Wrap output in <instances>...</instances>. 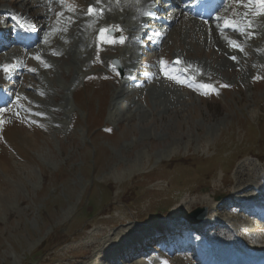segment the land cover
I'll list each match as a JSON object with an SVG mask.
<instances>
[{
  "label": "rangeland",
  "instance_id": "rangeland-1",
  "mask_svg": "<svg viewBox=\"0 0 264 264\" xmlns=\"http://www.w3.org/2000/svg\"><path fill=\"white\" fill-rule=\"evenodd\" d=\"M87 1L64 0L61 6L69 16L78 15ZM236 4L232 0L229 6ZM32 6L24 9L42 21L45 16ZM230 11L235 12L232 7ZM46 14L57 17L52 11ZM3 23L0 18V26ZM184 23L175 25L156 57L154 51L147 52L152 45L142 47L140 72L153 69L154 62L162 64L164 58L168 64L182 51L183 59L197 65L204 80L200 83L187 74L195 84L179 92L188 93L186 105H169L166 113H158L163 105L152 108L147 95L140 98L143 109H152L144 122L135 113L127 119L133 106L127 100L121 105L112 102L121 78L113 74V61L124 59L100 48L87 62L72 60L70 45L67 54L51 64L43 50L22 56L30 72L18 75L10 86L26 111L15 117L7 112L0 130V264H113L102 259L112 240L134 228L152 229L157 225L152 223L165 218L178 220L198 208L208 209L202 198L231 199L239 185L242 191L251 187L247 204L258 202L254 189L260 192L264 186V29L257 27L253 33L257 38L243 36L242 45L252 56L239 64L231 58L237 38L225 40L224 51L217 42L207 46L204 26ZM79 61L86 69L77 74ZM70 64L74 70L69 71ZM168 84L158 86L173 91ZM8 95L4 92L1 103ZM223 208L221 214L220 209L208 213L220 231L224 226L236 228L228 233L233 248L263 253L264 222L256 219L257 224L254 217ZM219 230H206L205 236L222 252ZM202 238L191 242L199 244ZM176 242L157 244L159 251L150 255L161 264H201L203 247L197 249L198 256L189 247L171 253ZM123 250L119 246L116 252L127 258H116V264L145 263Z\"/></svg>",
  "mask_w": 264,
  "mask_h": 264
},
{
  "label": "bare ground",
  "instance_id": "bare-ground-1",
  "mask_svg": "<svg viewBox=\"0 0 264 264\" xmlns=\"http://www.w3.org/2000/svg\"><path fill=\"white\" fill-rule=\"evenodd\" d=\"M193 0H91L88 2V4H94L97 8H101L103 10V13L97 17L96 14L91 16H86L84 13L78 18V21H75L73 25L69 26V28H74V31H71V29H67L68 34L64 35L66 27H63V23L60 21L52 22L46 17L42 21H39L37 18L35 19V22L40 25L39 31H41L45 36L48 35L47 31L50 30V27L56 26V29L59 30V35L61 36V39L58 40L56 36L52 37V34L48 35V38L44 39V45L45 47H36L35 50H43L46 52L44 55L48 59L47 64H51L52 60H55V62L60 59L64 54L67 53V50L63 47V44H66L68 47L70 45L71 51L74 50V54H72V60L74 59H80L85 60L86 62L88 59L86 57H91L90 53V45L93 43V38H91V32L98 28L100 31L102 28L106 25L109 26L114 33H118V31L121 30V34L116 37L111 38H105L102 39V48L101 51L105 53L106 55L113 56V58H123L124 61L120 62L121 67L123 68L125 75L122 79L121 88L117 93V96L113 98V101L115 104L121 105V102L123 100H127L130 102L132 106L126 109L128 110L126 113H128V120H131L132 114H137L139 117L140 122L146 121L150 114L152 113V109H143L142 105H139L138 100L141 97H146L151 101L152 108H158L160 105H163L164 108L161 110H158V113H166L168 111V106L172 104H178L176 106L186 105V98H188L187 93H178L172 90H167L166 88L162 86H158L157 84H151L149 87H139L137 85H132L129 87L130 83L132 81L129 78L130 70H135L136 65L138 64L139 58H136L133 60V63L131 64V55L134 53L132 51H138L142 45L141 40H144L145 33L148 30L156 31L154 28H148L150 22L157 23V25L161 26H169L170 30L166 31L164 34H157V47L161 44V42L164 40V38L172 33L173 30H175V26L178 23H182V21H187V17L191 16L194 17L193 26L201 27L203 26L202 19L208 17L211 21V29L210 33L207 35L205 33L204 41L206 42L207 46L211 43L217 42L219 47H222L225 49L224 51H227L228 48L225 46V40L229 39L230 37V27L231 22L234 20L235 14L233 12H229V8H226V1L229 0H222L218 6L224 4L223 6L226 8L225 10L221 11L219 14H212L209 13V11L205 12V15L202 14L200 9L196 7V5L192 4ZM190 2V3H188ZM16 3H23L22 6L18 9ZM13 6H16V11L20 12L18 14V18L20 20H23L25 23L26 31L33 29V23H30L27 21L26 15L24 14L25 10L24 7L29 5L28 0H15L11 2ZM26 5V6H25ZM49 6V5H48ZM217 6V7H218ZM33 9H37V5L32 6ZM51 10L54 11L52 7H50ZM157 10L159 9L161 11V14H168L169 17L164 16H154L152 13H148V10ZM6 11V9H2V11ZM30 12V11H28ZM11 14V11L9 12ZM264 14V7L261 6L257 0H239V9L237 15L239 16L240 23H241V30L239 32H235L232 37V39L237 38L238 41L244 45L246 43L242 41L241 34H248L250 36H254L257 38L258 34L252 33V28L256 25L259 28L264 29V23L261 20V15ZM189 15V16H188ZM41 17V16H39ZM50 22V24H49ZM262 23V24H261ZM196 25V26H195ZM262 26V27H261ZM92 28V30H90ZM180 28V27H179ZM191 31L192 29L188 27ZM126 31L128 34V40L126 43L132 45V49H128L124 47V38L126 37ZM257 31V29L255 30ZM195 34H197V30H193ZM93 33V32H92ZM188 33L185 32L184 36H187ZM186 38V37H185ZM41 38H38L40 40ZM101 40L100 36L96 35V44L99 43ZM55 42H58L57 47H53L54 50H51L52 47H49L48 45H56ZM215 44V43H214ZM261 44H263L262 41L260 43H257L258 47L261 48ZM8 45V44H7ZM6 46V44L4 45ZM3 46V49H4ZM6 49V48H5ZM219 49V48H218ZM243 49V48H242ZM236 53L235 55H238L237 62H242L246 60L248 57L247 54H245V50L241 52L240 49H235ZM132 52V53H131ZM83 53V54H82ZM1 54V52H0ZM82 54V55H81ZM231 54V53H230ZM233 54V53H232ZM15 57V56H14ZM174 57H180V53H175ZM173 57V58H174ZM12 58L11 52H4L1 56L0 61V68L4 69L5 66L8 67L9 61ZM111 58V57H110ZM256 61V60H255ZM253 61V62H255ZM72 62V61H71ZM186 61L182 63L181 66L185 67ZM84 65V66H82ZM11 66V64H10ZM56 65V71L59 72V66ZM70 65H67L69 71L74 70L70 68ZM78 66V67H77ZM76 66L74 72L78 74V70H84L85 69V62L79 61L78 65ZM17 68L16 65H14L11 69V72H14ZM216 67H213L211 69L215 70ZM199 77V76H198ZM76 77H74L75 79ZM201 78V77H199ZM143 85L148 83L149 81L147 79L141 80ZM50 84H53L52 81L48 80ZM46 85L45 81L42 82ZM71 89V88H69ZM127 89V90H126ZM129 89V90H128ZM126 91H129V94L125 98ZM72 93V91H71ZM128 93V92H127ZM147 93V94H146ZM147 106V105H146ZM144 110L141 112V109ZM157 112V111H156ZM152 115V114H151ZM148 133V132H147ZM149 134V133H148ZM143 135V134H142ZM169 148V147H168ZM244 172V171H243ZM247 172V171H246ZM249 172V171H248ZM247 172V173H248ZM242 173V172H241ZM250 174V173H249ZM251 175V174H250ZM243 175L241 176V178ZM252 178V177H251ZM240 183V181H239ZM256 183V182H255ZM242 187L234 186L235 190V196L231 199L223 200L222 202H212L209 198H202L200 202L204 204L208 211H213L220 209L219 212L221 214L223 207L226 208V206L230 205V207L234 210L237 209L239 212L244 211V209H238L240 203H243L246 198L249 196L248 191L251 189L249 187L246 190H241ZM248 190V191H247ZM245 191H247L245 193ZM244 192V194H242ZM241 194V195H240ZM233 200L234 202H230ZM225 202V203H224ZM221 205H223L222 208H219ZM235 207V208H234ZM245 213L247 211H244ZM177 216V215H176ZM175 217V216H174ZM165 218L161 220V223H152L157 224L154 226V229L158 230H164L165 232L169 231L172 232V229L165 227V224L162 223V221L169 222V221H175L176 218ZM204 223H209L212 227L209 230H219L218 224H213V221H211V215L210 212L208 213L206 219L201 222L198 226L203 225ZM126 231V230H125ZM218 239L221 240V251L225 254V260H227L230 256L235 255L233 251V244L230 240V237L228 236V231L224 229V227L219 230ZM159 232H154L152 229H143V228H134L131 233L127 232L125 233L121 238L118 236L114 240H112V243L106 246L103 250V260H105L108 263H114L116 251L119 246H121L125 251L129 250L133 245H135L137 242L145 243V247L151 248V244H147L144 239H147L150 234L156 235ZM170 234V233H169ZM117 236V235H116ZM110 242V241H109ZM154 249V248H153ZM123 250V251H124ZM124 251V253H125ZM99 254V253H98ZM225 260H216L217 264H225ZM145 264H157V261L155 259H146Z\"/></svg>",
  "mask_w": 264,
  "mask_h": 264
},
{
  "label": "water",
  "instance_id": "water-1",
  "mask_svg": "<svg viewBox=\"0 0 264 264\" xmlns=\"http://www.w3.org/2000/svg\"><path fill=\"white\" fill-rule=\"evenodd\" d=\"M206 213H207L206 208H203V209L198 208L194 210L192 213H190L189 215H187L186 219L191 223H198L205 218Z\"/></svg>",
  "mask_w": 264,
  "mask_h": 264
},
{
  "label": "snow or ice",
  "instance_id": "snow-or-ice-1",
  "mask_svg": "<svg viewBox=\"0 0 264 264\" xmlns=\"http://www.w3.org/2000/svg\"><path fill=\"white\" fill-rule=\"evenodd\" d=\"M98 2H99V0H98ZM259 3H260L261 5H264V0H259ZM93 12H94V9L90 6V7L88 8V13H89V14H92ZM232 46H233V47H238V45H235V44H233ZM233 59H234V57H233ZM3 70L7 73V72L9 71V68H8L7 66H5ZM204 87H206V88H210V86H204Z\"/></svg>",
  "mask_w": 264,
  "mask_h": 264
},
{
  "label": "trees",
  "instance_id": "trees-1",
  "mask_svg": "<svg viewBox=\"0 0 264 264\" xmlns=\"http://www.w3.org/2000/svg\"><path fill=\"white\" fill-rule=\"evenodd\" d=\"M39 250V249H38Z\"/></svg>",
  "mask_w": 264,
  "mask_h": 264
}]
</instances>
